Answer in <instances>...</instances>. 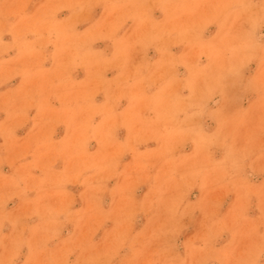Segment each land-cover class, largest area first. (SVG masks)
I'll list each match as a JSON object with an SVG mask.
<instances>
[{"label": "clouds", "instance_id": "clouds-1", "mask_svg": "<svg viewBox=\"0 0 264 264\" xmlns=\"http://www.w3.org/2000/svg\"><path fill=\"white\" fill-rule=\"evenodd\" d=\"M0 264H264V0H0Z\"/></svg>", "mask_w": 264, "mask_h": 264}]
</instances>
